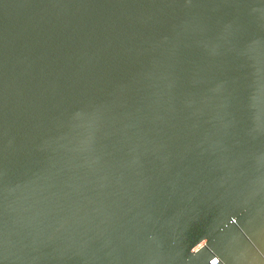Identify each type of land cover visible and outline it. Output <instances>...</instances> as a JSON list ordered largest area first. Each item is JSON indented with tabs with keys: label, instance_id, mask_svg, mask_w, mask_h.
Segmentation results:
<instances>
[{
	"label": "water",
	"instance_id": "obj_1",
	"mask_svg": "<svg viewBox=\"0 0 264 264\" xmlns=\"http://www.w3.org/2000/svg\"><path fill=\"white\" fill-rule=\"evenodd\" d=\"M264 264V0H0V264Z\"/></svg>",
	"mask_w": 264,
	"mask_h": 264
},
{
	"label": "built area",
	"instance_id": "obj_2",
	"mask_svg": "<svg viewBox=\"0 0 264 264\" xmlns=\"http://www.w3.org/2000/svg\"><path fill=\"white\" fill-rule=\"evenodd\" d=\"M215 261H216V262L218 261L217 258L213 259V260L211 261V264H214Z\"/></svg>",
	"mask_w": 264,
	"mask_h": 264
},
{
	"label": "clouds",
	"instance_id": "obj_3",
	"mask_svg": "<svg viewBox=\"0 0 264 264\" xmlns=\"http://www.w3.org/2000/svg\"><path fill=\"white\" fill-rule=\"evenodd\" d=\"M217 263V262H216ZM216 263H214V264H216Z\"/></svg>",
	"mask_w": 264,
	"mask_h": 264
},
{
	"label": "bare ground",
	"instance_id": "obj_4",
	"mask_svg": "<svg viewBox=\"0 0 264 264\" xmlns=\"http://www.w3.org/2000/svg\"><path fill=\"white\" fill-rule=\"evenodd\" d=\"M215 263H216V261H215Z\"/></svg>",
	"mask_w": 264,
	"mask_h": 264
},
{
	"label": "rangeland",
	"instance_id": "obj_5",
	"mask_svg": "<svg viewBox=\"0 0 264 264\" xmlns=\"http://www.w3.org/2000/svg\"><path fill=\"white\" fill-rule=\"evenodd\" d=\"M213 260V259H212Z\"/></svg>",
	"mask_w": 264,
	"mask_h": 264
}]
</instances>
